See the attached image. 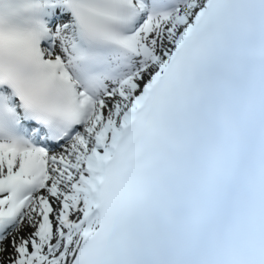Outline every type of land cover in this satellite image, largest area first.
<instances>
[{
    "label": "snow or ice",
    "instance_id": "snow-or-ice-1",
    "mask_svg": "<svg viewBox=\"0 0 264 264\" xmlns=\"http://www.w3.org/2000/svg\"><path fill=\"white\" fill-rule=\"evenodd\" d=\"M0 264H264V0H0Z\"/></svg>",
    "mask_w": 264,
    "mask_h": 264
}]
</instances>
